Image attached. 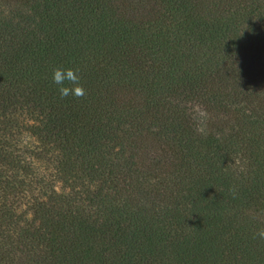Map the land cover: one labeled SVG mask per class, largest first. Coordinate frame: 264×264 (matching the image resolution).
<instances>
[{
    "label": "trees",
    "instance_id": "trees-1",
    "mask_svg": "<svg viewBox=\"0 0 264 264\" xmlns=\"http://www.w3.org/2000/svg\"><path fill=\"white\" fill-rule=\"evenodd\" d=\"M262 230L264 0H0V264H264Z\"/></svg>",
    "mask_w": 264,
    "mask_h": 264
},
{
    "label": "clouds",
    "instance_id": "clouds-1",
    "mask_svg": "<svg viewBox=\"0 0 264 264\" xmlns=\"http://www.w3.org/2000/svg\"><path fill=\"white\" fill-rule=\"evenodd\" d=\"M52 79L59 86L61 98L68 96L82 97L85 95V89L80 84L78 70L56 68L53 70ZM259 235L264 238V230Z\"/></svg>",
    "mask_w": 264,
    "mask_h": 264
}]
</instances>
